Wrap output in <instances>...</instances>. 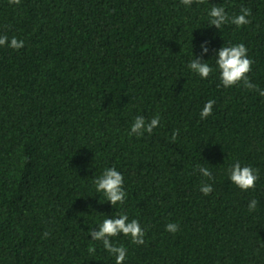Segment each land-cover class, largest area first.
<instances>
[{"label": "trees", "instance_id": "obj_1", "mask_svg": "<svg viewBox=\"0 0 264 264\" xmlns=\"http://www.w3.org/2000/svg\"><path fill=\"white\" fill-rule=\"evenodd\" d=\"M213 5L250 8L251 23L210 27ZM0 35L25 42L0 46V264H115L89 232L117 211L146 231L143 245L112 238L123 264H264V97L223 87L215 62L243 43L264 90V0H0ZM195 57L217 70L202 79ZM156 115L151 134L129 135L136 116ZM237 160L259 169L254 189L230 180ZM110 167L123 206L95 189Z\"/></svg>", "mask_w": 264, "mask_h": 264}, {"label": "clouds", "instance_id": "obj_2", "mask_svg": "<svg viewBox=\"0 0 264 264\" xmlns=\"http://www.w3.org/2000/svg\"><path fill=\"white\" fill-rule=\"evenodd\" d=\"M9 4L19 5L21 0H8ZM181 3L185 6H191L193 3L204 4L206 0H181ZM252 15L250 8L241 7L240 14L229 16L225 7L213 5L208 11L210 17V27L221 30L226 24H232L237 27L250 24L248 19ZM208 42L205 41L202 45V52L207 54L209 48ZM0 46H7L15 50L22 49L25 46L23 40L17 39L13 36L10 40L7 35H0ZM215 62L217 69L219 70V78L223 87L231 88L233 86L243 85L244 88L250 91H256L260 96L264 97V90L260 89L256 84L250 81L248 73L252 71V65L254 61L248 56V49L243 44L224 45L218 51L216 50ZM189 69L198 74L202 79H208L211 74L217 69H214L208 61H204L203 58L192 59L188 64ZM215 100H208L203 106L200 113L201 119H206L212 115ZM161 117L159 115L154 116L150 120L144 116H136L134 122L131 125L129 135L143 136L145 132L151 134L155 128L160 124ZM179 136V129L173 131L171 139L173 142ZM197 170L209 179L214 180L213 173L206 167L200 165L196 166ZM229 178L233 184L243 191L254 189L256 182L259 180V169L253 168L250 165H243L237 160L228 169ZM94 185L97 193H102L107 202L115 207L116 205L123 206L126 203L127 192L124 189V176L115 167L104 169L101 175L95 178ZM213 187L210 184L202 183L200 191L204 195H209L213 192ZM258 201L253 199L249 203V211H254L257 208ZM166 231L176 233L179 231V225L177 223H168L166 225ZM94 241L102 243L103 248L115 258V264H123L127 257V248L123 245H117L113 243L114 237H118L121 234L130 237L131 242L136 245L145 244L146 231L141 226L139 220H129V216L126 212L117 211L116 214L109 218L105 216L98 228L91 229L89 232ZM49 236L48 232L44 233V238ZM90 254H95V246H90L88 249Z\"/></svg>", "mask_w": 264, "mask_h": 264}]
</instances>
